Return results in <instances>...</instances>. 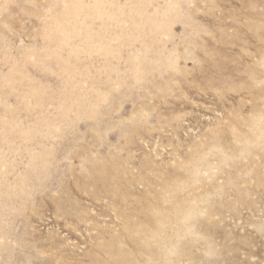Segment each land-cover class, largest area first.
Listing matches in <instances>:
<instances>
[{
	"label": "rangeland",
	"instance_id": "rangeland-1",
	"mask_svg": "<svg viewBox=\"0 0 264 264\" xmlns=\"http://www.w3.org/2000/svg\"><path fill=\"white\" fill-rule=\"evenodd\" d=\"M0 264H264V0H0Z\"/></svg>",
	"mask_w": 264,
	"mask_h": 264
}]
</instances>
